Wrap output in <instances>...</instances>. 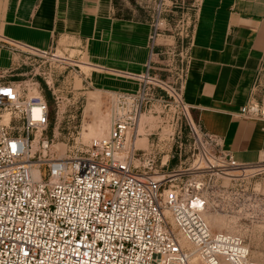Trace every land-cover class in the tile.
I'll use <instances>...</instances> for the list:
<instances>
[{
	"label": "built area",
	"instance_id": "1",
	"mask_svg": "<svg viewBox=\"0 0 264 264\" xmlns=\"http://www.w3.org/2000/svg\"><path fill=\"white\" fill-rule=\"evenodd\" d=\"M158 28L157 20L138 89L106 94L108 135L66 159L49 154V108L30 95L39 85L0 71V264H192L195 255L255 264L241 235L213 232L205 217L210 203L238 195L220 179L246 167L219 137L197 122L192 166L163 175L155 152L136 147ZM240 115L264 121V106L251 101Z\"/></svg>",
	"mask_w": 264,
	"mask_h": 264
},
{
	"label": "crops",
	"instance_id": "2",
	"mask_svg": "<svg viewBox=\"0 0 264 264\" xmlns=\"http://www.w3.org/2000/svg\"><path fill=\"white\" fill-rule=\"evenodd\" d=\"M115 1L0 0V43L77 52L90 64L91 88L135 92L150 57L152 23L122 17ZM195 3L183 100L238 164L263 163L264 121L240 113L251 101L264 106V0Z\"/></svg>",
	"mask_w": 264,
	"mask_h": 264
},
{
	"label": "rangeland",
	"instance_id": "3",
	"mask_svg": "<svg viewBox=\"0 0 264 264\" xmlns=\"http://www.w3.org/2000/svg\"><path fill=\"white\" fill-rule=\"evenodd\" d=\"M195 2H115L117 14L122 17L150 21L152 25L157 20L159 23L158 47L155 50L159 57L150 71L155 84L149 85V100L142 113L144 116L139 120L136 142L139 137L145 136L147 140L137 148L155 152L160 175L186 171L193 164L190 148L194 143L193 125H197L198 121L179 95V89L196 16ZM0 44L4 45L0 48V71L6 72L8 80L22 83L23 86L28 83L39 85L38 89L31 90L30 95H42L48 105L49 124L44 136L50 142L49 154L52 157L69 158L86 145L91 136L107 134L106 94L85 82L91 70L90 64L76 62L86 61V58L61 48L64 58L71 60H56L53 55L57 49L44 55L22 46L16 48L7 43ZM176 94L180 99L176 98ZM225 177L227 179H220L218 183L237 191L238 195L220 200L219 208L210 203L207 222L213 232L241 235L249 248L251 261L264 264V162L233 170ZM221 264L231 263L223 260Z\"/></svg>",
	"mask_w": 264,
	"mask_h": 264
},
{
	"label": "bare ground",
	"instance_id": "4",
	"mask_svg": "<svg viewBox=\"0 0 264 264\" xmlns=\"http://www.w3.org/2000/svg\"><path fill=\"white\" fill-rule=\"evenodd\" d=\"M26 49H28V50H30L29 48H26ZM34 51H36V52H38L37 50H34ZM39 53H41V52H39ZM44 55H47V53H43ZM42 54V55H43ZM85 57L86 56H84L83 57V59H85ZM53 58L54 59H56V60H61V59H67V60H71V58H64V56H63V54H62V52L60 51V48H58L57 49V52L53 55ZM78 64H87V65H89L85 60L84 61H76ZM149 82H152L151 80H149ZM52 84V83H51ZM77 84H78V86H81V83H80V81H77ZM171 95L173 96V94H172V92H171ZM40 96V95H39ZM106 115H107V117H108V126H109V130H110V120H109V116H108V113H107V111H106ZM144 116V115H143ZM142 116V117H143ZM138 126H139V124H138ZM109 130H108V132H107V134H103V135H101V136H91L90 138H91V140L92 139H95V138H103V137H106L107 135H108V133H109ZM94 137V138H93ZM89 138V139H90ZM145 140H147L146 138H145V136L143 137V136H141V137H139L138 138V140H137V142H136V147H141V145L145 142ZM146 145V144H145ZM163 164H165V163H163ZM225 179H227L226 177H224ZM206 217V219H207V216H205ZM208 221V220H207ZM209 222V221H208ZM192 264H204L203 263V261H202V259H201V257L200 256H198V255H195L193 258H192Z\"/></svg>",
	"mask_w": 264,
	"mask_h": 264
},
{
	"label": "trees",
	"instance_id": "5",
	"mask_svg": "<svg viewBox=\"0 0 264 264\" xmlns=\"http://www.w3.org/2000/svg\"><path fill=\"white\" fill-rule=\"evenodd\" d=\"M116 2V1H115ZM116 4V3H115Z\"/></svg>",
	"mask_w": 264,
	"mask_h": 264
}]
</instances>
